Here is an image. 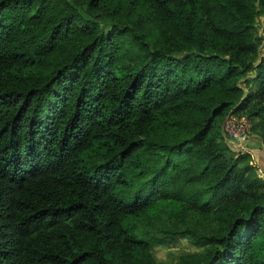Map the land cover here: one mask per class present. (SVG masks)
Listing matches in <instances>:
<instances>
[{
	"label": "trees",
	"instance_id": "trees-1",
	"mask_svg": "<svg viewBox=\"0 0 264 264\" xmlns=\"http://www.w3.org/2000/svg\"><path fill=\"white\" fill-rule=\"evenodd\" d=\"M263 47L264 0H0V264H264Z\"/></svg>",
	"mask_w": 264,
	"mask_h": 264
},
{
	"label": "rangeland",
	"instance_id": "rangeland-1",
	"mask_svg": "<svg viewBox=\"0 0 264 264\" xmlns=\"http://www.w3.org/2000/svg\"><path fill=\"white\" fill-rule=\"evenodd\" d=\"M259 19L261 20V18ZM257 28H258V34L260 35L261 31L259 29V22H257ZM241 116H245V115H241ZM224 140L227 139L224 137ZM234 156H237V152H235ZM250 158L251 159L249 160V163L254 165L256 167V171L258 175L264 178V171L257 168L253 157ZM200 249L201 247L193 245L188 239L177 237L166 244H154L152 246L151 252L155 258L156 264H179V256L181 254L185 252L199 251Z\"/></svg>",
	"mask_w": 264,
	"mask_h": 264
},
{
	"label": "built area",
	"instance_id": "built-area-1",
	"mask_svg": "<svg viewBox=\"0 0 264 264\" xmlns=\"http://www.w3.org/2000/svg\"><path fill=\"white\" fill-rule=\"evenodd\" d=\"M252 129L251 121L245 117L228 114L222 122V133L224 137L237 147L238 154L249 153V140Z\"/></svg>",
	"mask_w": 264,
	"mask_h": 264
},
{
	"label": "crops",
	"instance_id": "crops-1",
	"mask_svg": "<svg viewBox=\"0 0 264 264\" xmlns=\"http://www.w3.org/2000/svg\"><path fill=\"white\" fill-rule=\"evenodd\" d=\"M225 141L230 145H232V147L237 148L227 140ZM248 145H249L248 147L249 153L252 154L255 165L257 166V168L264 171V144L262 139L259 136H257L254 132H251Z\"/></svg>",
	"mask_w": 264,
	"mask_h": 264
}]
</instances>
